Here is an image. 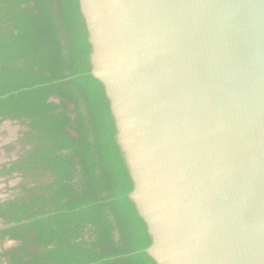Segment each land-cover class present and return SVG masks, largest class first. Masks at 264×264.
Here are the masks:
<instances>
[{"label": "water", "instance_id": "obj_1", "mask_svg": "<svg viewBox=\"0 0 264 264\" xmlns=\"http://www.w3.org/2000/svg\"><path fill=\"white\" fill-rule=\"evenodd\" d=\"M154 264H264V0H76Z\"/></svg>", "mask_w": 264, "mask_h": 264}, {"label": "trees", "instance_id": "obj_2", "mask_svg": "<svg viewBox=\"0 0 264 264\" xmlns=\"http://www.w3.org/2000/svg\"><path fill=\"white\" fill-rule=\"evenodd\" d=\"M88 53L76 0H0V124L25 127L0 169L25 182L0 200V264H154Z\"/></svg>", "mask_w": 264, "mask_h": 264}, {"label": "rangeland", "instance_id": "obj_3", "mask_svg": "<svg viewBox=\"0 0 264 264\" xmlns=\"http://www.w3.org/2000/svg\"><path fill=\"white\" fill-rule=\"evenodd\" d=\"M7 125L8 124L6 122L4 126H7ZM9 145L11 146L12 144H9ZM17 154L18 152H15V150H13L12 148L9 150L7 148V150H5V152L3 153L2 159H4L6 162L7 160H12V158L14 157L16 158ZM21 184H25V182L22 180L21 177L17 175L15 177L14 176L10 177L9 181L4 182V184L1 183L0 181V200H3V201L8 200V199L15 197L17 194H19L20 192L19 186Z\"/></svg>", "mask_w": 264, "mask_h": 264}, {"label": "crops", "instance_id": "obj_4", "mask_svg": "<svg viewBox=\"0 0 264 264\" xmlns=\"http://www.w3.org/2000/svg\"><path fill=\"white\" fill-rule=\"evenodd\" d=\"M3 124V123H2ZM0 126V158L2 159L3 153L9 147L11 142H16L18 139L19 131L17 128L13 127L10 123L7 126L4 124ZM12 126V127H11ZM8 127V128H7ZM0 164L4 165V161L0 160ZM1 183L7 182V179L0 178ZM4 248L9 247L8 244L2 245ZM7 246V247H6Z\"/></svg>", "mask_w": 264, "mask_h": 264}, {"label": "flooded vegetation", "instance_id": "obj_5", "mask_svg": "<svg viewBox=\"0 0 264 264\" xmlns=\"http://www.w3.org/2000/svg\"><path fill=\"white\" fill-rule=\"evenodd\" d=\"M6 122H7L8 124L10 123L13 127L17 128L18 131H19L20 126H18L17 124H14V122H16V121H4V122H2V123L5 124ZM2 123H1V124H2ZM1 124H0V126H1ZM3 124H2V125H3ZM10 124H9V125H10ZM12 126H11V127H12ZM7 128H8V127H7ZM20 130H21V129H20ZM19 132H20V131H19ZM19 136H20V133L18 134V137H19ZM10 144H12L11 146H14V147H13V150H15V152H18V151H19V147L16 145V142H15V141H14V142H11ZM9 146H10V145H9ZM15 159H17V157H16V158L14 157V158H12V160H7V161L5 162L4 159H1V158H0V160H3V161H4V165H6V166H8L9 163H10L11 161L15 160ZM2 166H3V165L0 164V169H1ZM13 176L15 177L16 175H13ZM0 178L7 179V180L9 181V178H6V177H0ZM4 244H8V246H9V245H11L12 243L9 242V241H6V242L3 243V245H4ZM6 247H7V246H6ZM3 248H4V247H3Z\"/></svg>", "mask_w": 264, "mask_h": 264}, {"label": "built area", "instance_id": "obj_6", "mask_svg": "<svg viewBox=\"0 0 264 264\" xmlns=\"http://www.w3.org/2000/svg\"><path fill=\"white\" fill-rule=\"evenodd\" d=\"M14 124H17L18 126H20L21 130H25V127L24 126H21L19 122H14Z\"/></svg>", "mask_w": 264, "mask_h": 264}]
</instances>
